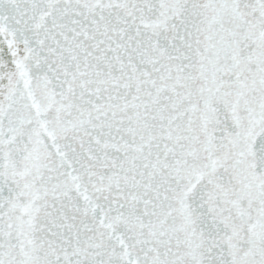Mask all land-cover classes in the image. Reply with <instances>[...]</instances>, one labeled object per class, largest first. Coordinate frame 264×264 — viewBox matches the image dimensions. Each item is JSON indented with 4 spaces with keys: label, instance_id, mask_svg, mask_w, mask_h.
Returning <instances> with one entry per match:
<instances>
[{
    "label": "snow or ice",
    "instance_id": "6c2138e0",
    "mask_svg": "<svg viewBox=\"0 0 264 264\" xmlns=\"http://www.w3.org/2000/svg\"><path fill=\"white\" fill-rule=\"evenodd\" d=\"M0 264H264V0H0Z\"/></svg>",
    "mask_w": 264,
    "mask_h": 264
}]
</instances>
